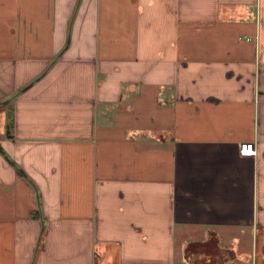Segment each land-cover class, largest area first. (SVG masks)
<instances>
[{
    "label": "crops",
    "instance_id": "0c3cea01",
    "mask_svg": "<svg viewBox=\"0 0 264 264\" xmlns=\"http://www.w3.org/2000/svg\"><path fill=\"white\" fill-rule=\"evenodd\" d=\"M0 264H264V0H0Z\"/></svg>",
    "mask_w": 264,
    "mask_h": 264
}]
</instances>
